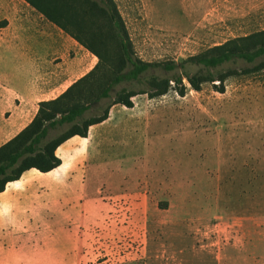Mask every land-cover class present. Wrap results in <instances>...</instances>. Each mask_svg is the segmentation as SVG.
Segmentation results:
<instances>
[{
    "label": "rangeland",
    "instance_id": "1",
    "mask_svg": "<svg viewBox=\"0 0 264 264\" xmlns=\"http://www.w3.org/2000/svg\"><path fill=\"white\" fill-rule=\"evenodd\" d=\"M114 2L145 62H179L264 31V0ZM123 87L129 83L85 116L101 114ZM225 87H188L181 97L171 85L161 97H134L133 108L111 107L104 133L112 141L90 155L100 178L89 194L75 195L72 220L48 228L50 251L35 237V254L52 253L43 263L219 264L231 236L251 237L256 251L257 221L235 217L258 219L264 205V70Z\"/></svg>",
    "mask_w": 264,
    "mask_h": 264
},
{
    "label": "crops",
    "instance_id": "2",
    "mask_svg": "<svg viewBox=\"0 0 264 264\" xmlns=\"http://www.w3.org/2000/svg\"><path fill=\"white\" fill-rule=\"evenodd\" d=\"M97 62L96 56L25 0H0V147L32 122L40 102L58 98ZM110 119L90 127L86 138L75 136L61 145L56 151L62 162L58 168L48 173L29 170L0 193V264H29L25 261L35 258L36 264H45L42 260L51 257L52 253H45L43 259L41 252L35 254L33 241L37 237L41 243L44 238L50 251L48 228L72 220L75 195L92 191L100 176L89 167L90 155L101 156V143L112 141L104 133L112 128ZM261 206L258 219L235 217L242 225L257 221L261 235L254 241L256 251H249L251 237L231 236L219 264H264Z\"/></svg>",
    "mask_w": 264,
    "mask_h": 264
},
{
    "label": "trees",
    "instance_id": "3",
    "mask_svg": "<svg viewBox=\"0 0 264 264\" xmlns=\"http://www.w3.org/2000/svg\"><path fill=\"white\" fill-rule=\"evenodd\" d=\"M48 21L98 58L95 67L58 98L39 103L32 122L0 147V193L8 183L32 169L48 173L61 165L57 149L75 136L86 138L90 127L109 118L111 107L133 108L139 95L157 98L171 85L184 97L188 87L203 84L225 93V82L264 70V31L238 37L179 62H145L132 41L114 0H25ZM154 71H161L156 74ZM115 99L101 114H85L121 84ZM49 139L50 131L65 127Z\"/></svg>",
    "mask_w": 264,
    "mask_h": 264
}]
</instances>
